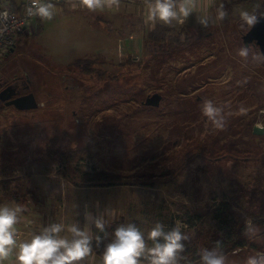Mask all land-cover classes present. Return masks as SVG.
I'll return each instance as SVG.
<instances>
[{"label": "rangeland", "instance_id": "obj_1", "mask_svg": "<svg viewBox=\"0 0 264 264\" xmlns=\"http://www.w3.org/2000/svg\"><path fill=\"white\" fill-rule=\"evenodd\" d=\"M23 1L2 0L19 10ZM53 3L55 15L35 17L0 67V76L30 84L40 105L19 110L0 103V203L24 206L17 224L23 238L35 225L29 211L53 201L57 209L42 211L43 225L80 223L82 213L95 212L104 215L109 237L113 225L135 223L147 231L157 221L171 226L177 220L185 232L195 224L197 233L231 196L230 179L237 189L253 176L264 179V133H252L256 124L264 128V60L253 59L260 53L255 46L246 60L236 55L246 31L233 16L253 0L206 3L197 14L212 17L209 25L187 18L189 42L158 55L144 47L150 29L141 7L111 2L90 11L80 0ZM220 3L228 15L216 22ZM184 24L168 26L178 32ZM77 59H92V72L74 65ZM154 93L162 95L160 105H145ZM202 98H214L230 113L223 129L202 116ZM99 173L105 182L126 184L97 185ZM88 179L96 185H83ZM146 180L154 186L132 184ZM186 212L201 220L187 221ZM256 213L264 217L260 207ZM246 255L227 257L239 264ZM88 264H99V256Z\"/></svg>", "mask_w": 264, "mask_h": 264}, {"label": "clouds", "instance_id": "obj_2", "mask_svg": "<svg viewBox=\"0 0 264 264\" xmlns=\"http://www.w3.org/2000/svg\"><path fill=\"white\" fill-rule=\"evenodd\" d=\"M80 6L90 11L106 7L105 0H80ZM145 23L150 28L157 24H184L190 14L195 13L192 0H146ZM264 0H253L250 7H237L233 16L239 22V28L249 32L260 19H264ZM58 7L52 0H31L25 6V15L51 19ZM196 14V13H195ZM228 13L224 4L215 8L214 19L222 22ZM7 11H0V18L6 19ZM210 17L197 15L198 24L206 28ZM249 46H241L236 55L241 59L249 57ZM253 59L264 60L261 52ZM199 110L214 129H223L229 112L214 98H202ZM24 206L16 202L0 203V264H8L14 257L15 264H83L85 258L94 254V247L99 253V264H192L185 253V241L188 235L186 225L177 220L166 225L155 222L147 231L135 223L120 224L111 233L110 239L102 242L97 233L105 232V218L101 213L92 216L85 214V222L73 221L65 224L49 222L39 231L29 233L27 238H20L17 224ZM260 229L249 224L245 234L255 237ZM198 264H236L230 261L222 251L220 242L211 247L198 250ZM239 264H264V251L254 250L246 255Z\"/></svg>", "mask_w": 264, "mask_h": 264}, {"label": "trees", "instance_id": "obj_3", "mask_svg": "<svg viewBox=\"0 0 264 264\" xmlns=\"http://www.w3.org/2000/svg\"><path fill=\"white\" fill-rule=\"evenodd\" d=\"M185 25L186 24H184V27L181 28L182 31L179 30L178 32H170L171 27L168 25L157 24L155 28L147 31L146 35L144 36V47L151 53L157 54L158 52H166V50L170 52L184 44H187L191 38L189 31H192V28H186ZM20 39L21 38L17 40L15 48L20 42ZM251 47L254 46H250V48ZM256 49L258 52L260 51L258 47H256ZM74 65L83 69L85 72L90 73L94 68V61L92 59H77L74 62ZM53 138L51 140H54ZM61 160L63 161L62 157ZM187 163L188 162L183 164L184 167L172 173L171 176H173L169 179V181L177 178L183 168L186 167ZM62 168L64 167L62 166ZM98 176V179L93 180H101L103 183L96 182L97 185L108 186L114 184H126V181H116L113 183L105 182L100 178L104 177V174L102 173H99ZM263 180L264 179L262 176H253L248 179L245 187L237 189V180L230 179L231 186L229 187V190L231 196L228 199L226 197L221 199V202L218 204V206L212 210L211 225L209 227L208 225H203L202 228L200 227L196 230L197 233H193L196 225H190L188 223L189 229L186 232L188 235V240L184 242V255L187 259H189V256H191L190 260L192 263L198 264V250L202 247H211L217 241L220 242L221 249L226 254V256L229 254L236 255L240 253L243 255L251 254L254 250L264 251V217H260L256 213V206L264 210V201L263 203H260L262 202V198H264ZM86 182V184H82L87 186H90V184L96 185L90 183L89 179L86 180ZM132 184H142L153 187L155 182L153 180H146L142 182L140 181V183ZM187 214H189V212H186L185 214L187 221H189V219L194 220V218L201 220V214L199 213H196V215L192 216L193 218ZM248 222H250V224L256 225L260 229L259 233L255 237H250L245 234V229L249 225ZM117 226L118 225H113L111 229L114 230ZM106 229L107 228H105V230ZM99 235L101 236L102 242H106L107 239H110L109 235L105 232L100 233ZM94 249V252L99 254L102 250V247L99 249L94 247Z\"/></svg>", "mask_w": 264, "mask_h": 264}, {"label": "water", "instance_id": "obj_4", "mask_svg": "<svg viewBox=\"0 0 264 264\" xmlns=\"http://www.w3.org/2000/svg\"><path fill=\"white\" fill-rule=\"evenodd\" d=\"M244 46H255L258 47L260 52L264 54V19H260L259 22L249 31L242 35ZM14 51V48L12 49ZM6 90L0 93V100L5 102V105H13L19 110H32L38 108L40 105L37 101L36 94L30 91L27 94L19 95L14 97V94H5ZM162 100L160 93H154L147 97L144 102L145 105L159 106ZM253 132L256 134H263L264 129L255 125Z\"/></svg>", "mask_w": 264, "mask_h": 264}, {"label": "built area", "instance_id": "obj_5", "mask_svg": "<svg viewBox=\"0 0 264 264\" xmlns=\"http://www.w3.org/2000/svg\"><path fill=\"white\" fill-rule=\"evenodd\" d=\"M61 1V0H52ZM31 3V0H25L21 10L17 7L6 5L0 0V11H7L8 16L6 19L0 18V66L15 49L17 40L20 38L24 31L31 27V22L35 17H28L25 15V6ZM20 238H23L24 232L18 229Z\"/></svg>", "mask_w": 264, "mask_h": 264}, {"label": "crops", "instance_id": "obj_6", "mask_svg": "<svg viewBox=\"0 0 264 264\" xmlns=\"http://www.w3.org/2000/svg\"><path fill=\"white\" fill-rule=\"evenodd\" d=\"M217 1L218 0H192V3L195 5V13L197 14V10H200V11L201 10H204L205 11V9H206V3H208L210 5V4H215ZM111 2H115L114 3L115 5H118V4L124 5L125 7H127V6L131 7L130 5L134 4V8L136 9V11H140L139 10L140 7H141V11L143 13H145V11H146V9H145L146 0H105V3L107 5L105 8H109V6L112 5ZM129 7H127V8H129ZM195 13L190 14V16L188 18L189 19H192V21H196V14ZM197 15H199V14H197ZM118 19H119V21H121V19L119 17H118ZM134 22L137 25L140 23L137 19H135ZM147 29H150L151 30L152 28L148 27ZM129 51L130 50H128V53H129ZM1 135H3V134H1ZM1 150H3V148H2V141L0 142V151ZM2 169H3V167L0 168V171ZM79 187H83V186H79ZM53 203L55 205L52 204V203H48V204H46V205H44L42 207H39L37 210L29 211L35 217V219H34L35 221H32V222L35 223V225H33L32 223L30 224V228H29L30 233L39 231V229L43 226V224L40 223V220H41V216H45V215H43L45 213L42 212L44 209L47 208L48 213H52L53 208L57 209V207H56V206H58V204H56L57 202L53 201ZM34 213H36V214H34ZM85 214H86L85 212H84V215H83V213L81 214V217H82L81 220H80V223L81 224L85 222ZM90 214L92 216H95V212L90 213ZM27 221L28 220H25L23 225H25V223H29ZM21 227L22 226H17L18 229H21ZM28 235H26L24 238H27ZM95 255H98L99 256V254H97V253L95 254L94 253L91 257H88L89 259L88 258H85V261L83 262V264H88L92 260L94 261Z\"/></svg>", "mask_w": 264, "mask_h": 264}, {"label": "flooded vegetation", "instance_id": "obj_7", "mask_svg": "<svg viewBox=\"0 0 264 264\" xmlns=\"http://www.w3.org/2000/svg\"><path fill=\"white\" fill-rule=\"evenodd\" d=\"M31 89H32L31 85L27 84L20 77H14L12 79H9V78H5L3 76H0V93L2 91L6 90V92H5L6 95L15 93V95H14V97H15L16 94H17V96L27 94L31 91ZM0 103H2L4 106H6L5 102H2L1 100H0ZM261 112L264 113V110H261ZM256 125L259 126V124H256ZM261 128L264 129L263 127H261ZM252 131H253V129H252ZM252 133H254V132H252ZM1 137H3V135L0 134V142H1Z\"/></svg>", "mask_w": 264, "mask_h": 264}, {"label": "bare ground", "instance_id": "obj_8", "mask_svg": "<svg viewBox=\"0 0 264 264\" xmlns=\"http://www.w3.org/2000/svg\"><path fill=\"white\" fill-rule=\"evenodd\" d=\"M25 1V0H24ZM24 1H23V3H24ZM23 3H22V5H23ZM19 8V7H18ZM8 56V55H7ZM7 58V57H6Z\"/></svg>", "mask_w": 264, "mask_h": 264}]
</instances>
